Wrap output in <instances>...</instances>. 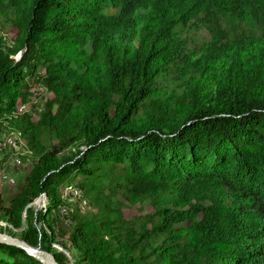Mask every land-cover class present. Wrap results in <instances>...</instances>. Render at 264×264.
Segmentation results:
<instances>
[{
  "label": "trees",
  "instance_id": "16d2710c",
  "mask_svg": "<svg viewBox=\"0 0 264 264\" xmlns=\"http://www.w3.org/2000/svg\"><path fill=\"white\" fill-rule=\"evenodd\" d=\"M215 13L238 25L184 58L178 26ZM0 30V119L32 82L53 94L13 117L36 159L0 231L62 264H264V0H0ZM64 183L89 203L67 225ZM0 264L45 263L0 243Z\"/></svg>",
  "mask_w": 264,
  "mask_h": 264
},
{
  "label": "rangeland",
  "instance_id": "374dc122",
  "mask_svg": "<svg viewBox=\"0 0 264 264\" xmlns=\"http://www.w3.org/2000/svg\"><path fill=\"white\" fill-rule=\"evenodd\" d=\"M236 25H238L237 22L226 19L219 13H215L213 15H199L185 24H180L177 28L179 32L178 34L185 39L183 57L185 58L189 54L196 53L215 35V33H218L221 30V33L224 34V32L230 31V29L234 28ZM5 27L8 29V32L5 33V35L11 36L12 33L9 32V25L6 24ZM0 33H2V30H0ZM181 64V61L178 62V67H180ZM40 70H42L41 67ZM178 76L179 73L176 69L167 71L162 77V84L167 88L177 87V84L179 83ZM52 96V92L44 84L32 82L28 87L27 100L25 102L21 101V103L16 106L14 112L11 115L3 116L0 119V134L5 133L15 136V144L5 145L0 151V189L2 190L3 194L14 192L17 189L19 180L25 175L36 159V154L28 147L24 139L25 136L22 134L20 127L12 122L13 117L26 114L32 119H37L39 114L47 107ZM3 173L12 176L15 180L14 183L10 184L9 182L3 180L1 178ZM178 184V180L168 182V191H176ZM195 198L196 197H192V199ZM46 202V196L44 193H42L41 195L37 196L31 202V204L35 208H41L46 204ZM65 206L67 210L63 212L60 209L58 214L62 222L67 225L69 223L68 210L73 209L78 205L76 203H67ZM152 210L153 207L150 204L149 199L146 198L135 203H126L123 207L124 215L128 218H132ZM54 214H57V211ZM1 225H5L3 220H0V226ZM14 230L17 233L18 230ZM54 246L59 249H63L65 253L71 258L70 251L62 248L57 243H54Z\"/></svg>",
  "mask_w": 264,
  "mask_h": 264
},
{
  "label": "built area",
  "instance_id": "2783aa9c",
  "mask_svg": "<svg viewBox=\"0 0 264 264\" xmlns=\"http://www.w3.org/2000/svg\"><path fill=\"white\" fill-rule=\"evenodd\" d=\"M15 144V136L12 134H0V151L3 149L5 145H14ZM1 178L7 182L14 183V178L9 176L6 173L1 175ZM61 195L64 200L69 204L76 203L81 210H84L89 206L88 200L82 195L80 189L76 187L72 183H64L60 186ZM61 211L65 212L66 206L62 205L60 207Z\"/></svg>",
  "mask_w": 264,
  "mask_h": 264
},
{
  "label": "water",
  "instance_id": "95a60500",
  "mask_svg": "<svg viewBox=\"0 0 264 264\" xmlns=\"http://www.w3.org/2000/svg\"><path fill=\"white\" fill-rule=\"evenodd\" d=\"M0 243H6L10 245H16L24 248L28 253L34 255L36 258L44 262L45 264H62L50 251H47L39 246L30 245L21 237L10 234L4 231H0Z\"/></svg>",
  "mask_w": 264,
  "mask_h": 264
}]
</instances>
